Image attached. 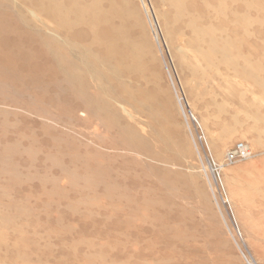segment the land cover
<instances>
[{"label": "rangeland", "instance_id": "1", "mask_svg": "<svg viewBox=\"0 0 264 264\" xmlns=\"http://www.w3.org/2000/svg\"><path fill=\"white\" fill-rule=\"evenodd\" d=\"M130 2L143 95L112 85L115 109L105 78L67 74L83 60L70 37L53 56L48 22L0 0V264H264V95L238 72L242 56L264 67V50L237 44L206 61L229 44L192 42L186 18L168 39L166 2ZM200 3L187 14L205 28ZM239 142L250 158L225 165Z\"/></svg>", "mask_w": 264, "mask_h": 264}, {"label": "bare ground", "instance_id": "2", "mask_svg": "<svg viewBox=\"0 0 264 264\" xmlns=\"http://www.w3.org/2000/svg\"><path fill=\"white\" fill-rule=\"evenodd\" d=\"M162 1L170 8V11L160 15L168 39L171 38L172 28L181 27L182 18H186L183 25L185 23L187 30L191 32L192 42L209 39L211 42L222 41L229 44L226 49L223 46L224 52L211 48L209 53L201 54L205 60L214 55L221 56L223 53L229 55L232 51H238L237 44L247 45L251 52L259 53L264 50V41H262L264 36L261 37L262 19L257 17L252 19L247 14L251 13L252 8L259 10V6L256 5L257 0H202L198 9L210 24L205 28L196 27L197 17L187 14V10L194 7L195 0ZM17 3L20 7L28 5L31 8L32 23H42L44 20L48 22L51 30L50 41L54 45L51 49L53 56L64 58L66 55V50L57 46V36L60 34L70 37L73 44L80 48L83 55L82 63L76 65L66 62L67 74L77 78L78 81L86 77L105 78L104 88L111 98L110 101H106V108L116 109L118 105V101L111 97L112 85L120 87L131 101L135 100L137 93L139 96L143 95L141 90L134 92L132 85L134 78L144 76L147 51L144 46V36H136L133 33L135 27H141V23L130 0H17ZM214 25L216 28H225L223 32L227 34L219 37ZM174 57L179 63L180 57L175 51ZM262 60L264 61L263 58ZM241 61L242 66L238 70L240 76L250 81L264 95V79L260 76L264 73V67L261 62L249 60L246 56H242ZM145 97L149 98L147 95ZM192 117L197 123V119ZM202 133L204 135V132ZM204 140L206 141L205 136ZM210 165L212 166V163ZM215 166L222 170L224 165Z\"/></svg>", "mask_w": 264, "mask_h": 264}, {"label": "built area", "instance_id": "3", "mask_svg": "<svg viewBox=\"0 0 264 264\" xmlns=\"http://www.w3.org/2000/svg\"><path fill=\"white\" fill-rule=\"evenodd\" d=\"M199 140L205 143L204 136H200ZM251 156L249 148L242 142L234 144L225 154V165L233 164L237 161L249 159ZM211 166V165H210ZM212 168H217L212 162Z\"/></svg>", "mask_w": 264, "mask_h": 264}]
</instances>
